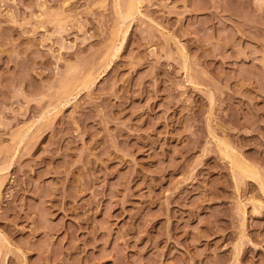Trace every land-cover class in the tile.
<instances>
[{
    "label": "rangeland",
    "instance_id": "rangeland-1",
    "mask_svg": "<svg viewBox=\"0 0 264 264\" xmlns=\"http://www.w3.org/2000/svg\"><path fill=\"white\" fill-rule=\"evenodd\" d=\"M130 1L0 0V264H264V0Z\"/></svg>",
    "mask_w": 264,
    "mask_h": 264
},
{
    "label": "bare ground",
    "instance_id": "bare-ground-1",
    "mask_svg": "<svg viewBox=\"0 0 264 264\" xmlns=\"http://www.w3.org/2000/svg\"><path fill=\"white\" fill-rule=\"evenodd\" d=\"M128 1V0H127ZM138 0H131L130 1V3H129V8H128V11H127V13H125V14H127V15H131V14H133V12L136 10V11H138L137 9H139L138 8V6H137V4H138V2H137ZM128 3V2H127ZM127 5V4H126ZM125 18V17H124ZM127 19V18H126ZM90 77V76H89ZM78 83V82H77ZM70 84H72V83H70ZM68 85V86H70L71 87V85ZM75 84V83H74ZM81 85H83V84H81ZM231 148V147H230ZM224 150H225V148H224ZM236 159H239L238 157H236ZM239 161V160H238ZM240 162V161H239ZM245 162V161H244ZM245 164V163H244ZM242 165V164H241ZM241 165H240V167H241ZM246 165V164H245ZM244 167V166H243ZM248 167V166H247ZM247 167H245V170H246V172H249V173H252L251 172V170L249 169V168H247ZM239 169V168H238ZM240 170V169H239ZM245 172V173H246ZM259 173V172H258ZM260 174V173H259ZM259 178H260V176H259ZM263 188H264V183H263V186H262Z\"/></svg>",
    "mask_w": 264,
    "mask_h": 264
}]
</instances>
